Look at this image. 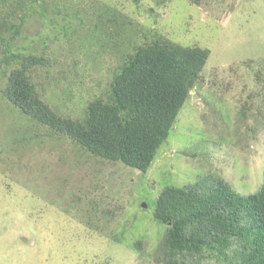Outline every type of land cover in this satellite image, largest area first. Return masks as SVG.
Here are the masks:
<instances>
[{
	"label": "rangeland",
	"instance_id": "obj_1",
	"mask_svg": "<svg viewBox=\"0 0 264 264\" xmlns=\"http://www.w3.org/2000/svg\"><path fill=\"white\" fill-rule=\"evenodd\" d=\"M53 1L24 20L16 41L50 61L45 97L61 113L79 116L120 61L100 5L207 47L209 58L145 173L86 157L0 95V264H156L165 229L152 210L166 185L208 194L223 179L250 193L262 182L264 0ZM90 200L102 229L82 215Z\"/></svg>",
	"mask_w": 264,
	"mask_h": 264
},
{
	"label": "trees",
	"instance_id": "obj_2",
	"mask_svg": "<svg viewBox=\"0 0 264 264\" xmlns=\"http://www.w3.org/2000/svg\"><path fill=\"white\" fill-rule=\"evenodd\" d=\"M48 5L59 6L53 0H0L1 99L52 134L69 139L86 157L145 173L201 80L210 49L150 33L127 15L100 5L113 25L121 58L81 114L67 115L45 97L50 61L43 53L17 49L20 25ZM96 208L90 200L82 214L92 230L102 229L92 219ZM107 213L100 211L101 216ZM152 216L165 229L154 253L156 264H264V171L250 193L223 179L208 194L192 185H166L155 198Z\"/></svg>",
	"mask_w": 264,
	"mask_h": 264
},
{
	"label": "water",
	"instance_id": "obj_3",
	"mask_svg": "<svg viewBox=\"0 0 264 264\" xmlns=\"http://www.w3.org/2000/svg\"><path fill=\"white\" fill-rule=\"evenodd\" d=\"M144 205H145V204H144ZM144 205H143V206H144Z\"/></svg>",
	"mask_w": 264,
	"mask_h": 264
}]
</instances>
